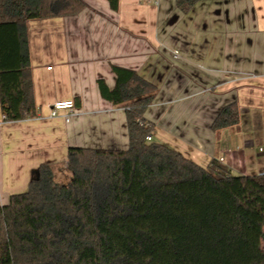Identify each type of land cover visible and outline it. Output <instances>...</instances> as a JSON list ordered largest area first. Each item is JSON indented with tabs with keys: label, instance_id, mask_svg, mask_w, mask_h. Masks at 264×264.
I'll list each match as a JSON object with an SVG mask.
<instances>
[{
	"label": "crops",
	"instance_id": "crops-1",
	"mask_svg": "<svg viewBox=\"0 0 264 264\" xmlns=\"http://www.w3.org/2000/svg\"><path fill=\"white\" fill-rule=\"evenodd\" d=\"M83 1L77 14L27 21L38 112L7 120L0 102V205L27 192L42 164L68 183L72 146L128 147L125 109L98 83L115 87L113 65L157 85L145 113L152 141L204 167L217 159L234 175H264V0H205L186 14L176 0H120L118 10ZM59 100L75 109L51 117ZM233 101L240 124L215 132L214 119Z\"/></svg>",
	"mask_w": 264,
	"mask_h": 264
},
{
	"label": "trees",
	"instance_id": "trees-1",
	"mask_svg": "<svg viewBox=\"0 0 264 264\" xmlns=\"http://www.w3.org/2000/svg\"><path fill=\"white\" fill-rule=\"evenodd\" d=\"M118 10L120 0H108ZM205 0H176L189 13ZM83 0H0V102L7 120L37 115L29 19L70 16ZM104 98L125 109L126 149L72 146L68 183L42 164L27 192L0 205V264H264V175L204 167L171 146L147 141L145 117L158 87L113 65ZM240 124L233 101L217 132Z\"/></svg>",
	"mask_w": 264,
	"mask_h": 264
},
{
	"label": "built area",
	"instance_id": "built-area-1",
	"mask_svg": "<svg viewBox=\"0 0 264 264\" xmlns=\"http://www.w3.org/2000/svg\"><path fill=\"white\" fill-rule=\"evenodd\" d=\"M178 53H179L178 51H175L174 55L177 57ZM51 67L52 66H50L49 68ZM74 109H75V103L73 100H59V101L54 102L53 105L51 106L50 116L58 117L62 111L68 110L70 112H73ZM70 115L71 114L64 115L65 120L67 122L70 121ZM147 141H152V135L147 136Z\"/></svg>",
	"mask_w": 264,
	"mask_h": 264
},
{
	"label": "rangeland",
	"instance_id": "rangeland-1",
	"mask_svg": "<svg viewBox=\"0 0 264 264\" xmlns=\"http://www.w3.org/2000/svg\"><path fill=\"white\" fill-rule=\"evenodd\" d=\"M64 182H66V181H64ZM263 245H264V239H263Z\"/></svg>",
	"mask_w": 264,
	"mask_h": 264
}]
</instances>
